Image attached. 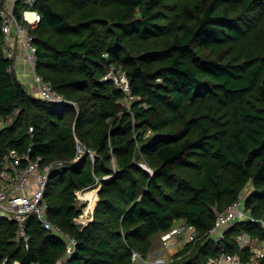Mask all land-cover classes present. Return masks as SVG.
<instances>
[{
    "label": "trees",
    "instance_id": "obj_1",
    "mask_svg": "<svg viewBox=\"0 0 264 264\" xmlns=\"http://www.w3.org/2000/svg\"><path fill=\"white\" fill-rule=\"evenodd\" d=\"M36 9V70L64 101L27 91L2 52L0 29V170L11 150L64 162L51 172L45 198L51 220L76 239L69 263L119 264L134 250L145 258L152 236L180 220L207 241L188 255L197 237L186 243L176 264H207L220 252L249 260L250 248L236 236L264 240V0H37ZM233 45L241 48L238 63L229 55ZM110 66L125 71L138 97L133 119L114 102L124 94L102 79ZM96 102L104 105L98 114ZM75 134L95 149L94 161L88 154L76 160ZM138 148L154 159L151 175L134 160ZM199 165L203 180L191 183L184 169ZM95 174L101 188L94 221L79 228L72 222L82 213L75 192L95 187ZM160 179L182 188L168 191L175 201ZM249 180L257 187L244 200L252 219L211 241L216 212L209 202L225 195L228 207ZM17 230L0 215V264H57L65 252L63 238L33 217L27 246Z\"/></svg>",
    "mask_w": 264,
    "mask_h": 264
},
{
    "label": "built area",
    "instance_id": "obj_2",
    "mask_svg": "<svg viewBox=\"0 0 264 264\" xmlns=\"http://www.w3.org/2000/svg\"><path fill=\"white\" fill-rule=\"evenodd\" d=\"M37 0H5L0 7L1 33H2V52L4 56L13 61L12 69L15 71L14 64L21 57L26 63L27 72L32 78L36 89L37 97L51 101L63 102L64 98L60 95L49 82L37 72L36 46L34 44L33 31L39 26L41 15L36 9ZM11 68L9 71L12 70ZM114 66H110L102 76L103 80L112 77ZM116 87L124 94L127 102L138 99L131 93L130 82L125 73H118L113 77ZM75 106V104H73ZM32 127L29 128V132ZM147 135L151 133L147 129ZM76 160H81L86 154L94 161L96 153L87 148L84 143L77 140ZM30 150V149H29ZM62 161H53L43 163L41 157L30 159L28 154L21 155L11 150L4 157V165L0 170V215L8 220L15 222L18 226L17 237L23 239L27 246L28 236L26 234V220L35 218L45 230L56 232L65 241V252L58 259L57 264H70V258L75 253L76 239L67 234L61 233L60 227L53 225L48 209L49 204L45 200V192L48 178L51 172ZM44 165L43 170L40 166ZM62 166V165H60ZM252 219L250 210H248L242 199H238L230 204L225 210L216 214L214 225L208 232V237H214L217 240L224 238L225 229L232 226L237 221ZM264 227V219L261 220ZM178 236L183 237V243L193 241L196 236V229L193 225L180 220L175 222L174 226L161 236L162 247L165 249L175 247L178 243ZM236 241L240 247H249L252 255L249 260L243 262L240 255L220 252L216 256L209 257L207 264H259V258L264 255V249L258 250L251 243L252 237L245 233H239ZM131 260L146 261L139 251H133ZM169 261L163 258L152 259L154 264H165ZM13 264H19L15 261ZM30 264H39L32 262Z\"/></svg>",
    "mask_w": 264,
    "mask_h": 264
},
{
    "label": "rangeland",
    "instance_id": "obj_3",
    "mask_svg": "<svg viewBox=\"0 0 264 264\" xmlns=\"http://www.w3.org/2000/svg\"><path fill=\"white\" fill-rule=\"evenodd\" d=\"M175 21H177V19ZM229 55L230 56L234 55V56L238 57V60L234 62V63H238V61H239V59L241 57L240 56L241 55V48H238V47H236V45H233V49L232 50L230 49V54ZM122 72L125 73V71L123 69H121L120 67H118V69L114 71V74L112 75V77H109L107 79V81L110 82V85L111 86H116V82H115V80H113V77L115 79V77H117V74L118 73H122ZM29 79H30V82H31L32 85L29 87L28 85L24 84V86L26 87L27 91L29 90L28 92L30 94H32L34 96H37L36 95L37 93H36V89H35V85L33 83V80H32L31 77ZM127 79H128V77H127ZM128 81H129V79H128ZM115 101L116 102H119V104L121 105L122 109H126L130 113L132 119L134 118L133 115H132L133 110H134L132 108L133 107V105H132L133 103L125 101V99L123 97L121 99H118V100L115 99L114 102ZM75 106H77L76 103H75ZM103 108H104L103 103H101V102H98L97 103L96 102V108L95 109H96L97 114ZM193 111H194L193 110V107L192 106H189V110H187V114L185 116L186 117H190L191 116V113H193ZM118 115H121V110L118 113ZM110 123H111V118H108V119H106L104 121V125L105 126L106 125H109ZM93 124H94V122H89L85 126V127H87V128H85V129H87V133L85 132L86 134L84 135V138L87 139V140H89V141L92 140V136H91V132L89 130V127H91V125H93ZM74 138H75V141H77V140L82 141V139L80 138V136H78L77 134L74 135ZM84 145L87 148H89L91 151H94L95 150L87 142H85ZM94 153H95V151H94ZM134 160H135V162L137 163L138 166H140L141 168H143L150 175L153 173V169H152L153 166H152L151 163L154 161V159H153V157L151 155H147L144 151H142L141 148H138L137 149V153H136V156L134 157ZM58 165L59 166L60 165H64V162L63 163H59ZM109 165L113 169L118 168V164L116 162V157L115 156H113L111 158V160L109 162ZM200 167L201 166L199 165V166H197L195 168H185L184 169L185 170L184 173L190 179L191 183H198V182H200V181L203 180L204 171L202 172V168H200ZM43 168H44V165H41L40 166V170H43ZM100 178H101L100 175H96L95 174V180H96V184H97L95 187H93V188H87V189H80V190H76V192H75L76 197H75V200H74V207L76 209H79V210L82 209V213L79 216H77V217H73L72 218V222L74 223V225H76L79 228H84V227L88 226L90 223H92L94 221L95 212H96V206H97V203H98V200H99V196H100V194H99V190L101 188L100 181H99ZM107 178H110V175H106V176H103L102 177L103 180H105ZM48 181H49V178H48ZM160 183H161L162 187L167 192L168 191L173 192L174 190L177 191V190L182 189V188L179 189L177 187V185H175L173 183H170L172 185L169 186L164 181H162V179H160ZM47 185H48V183H47ZM256 188H257L256 185L251 180H249L247 183H245L244 185H242L241 190H240V193H239V196H238V199L240 198L243 201L244 200H247L255 192ZM169 195L171 196L172 200H174V198L172 197V195L170 193H169ZM158 196H160V195H158ZM160 198H161V196H160ZM53 199H55V196H53L52 198L49 199L50 203L52 201H54ZM45 200L47 201L46 198H45ZM161 201L164 202L162 200V198H161ZM226 203H227V201H226L225 195H222V200L221 201H217V202L210 201L209 202V205H210V207L217 214V213L223 211V208L224 207H227ZM247 209L250 210L249 208H247ZM224 210H225V208H224ZM250 213H251V211H250ZM56 219L58 220V218H56ZM262 219H264L263 212L261 213V216H260V219L259 220L261 221ZM52 223H53V225L60 227V232L61 233H67V232H65L63 230V228L59 224L55 223L54 221H52ZM196 237H197V235L195 236L194 239H196ZM208 239H211V241H214V242H219L220 241V240L215 239L214 237H208ZM206 241H207V239H204V241H203V237L198 236L197 237V242L195 243V245L189 247V249L186 250L187 253L185 255H188L192 251H196L198 245L201 242H206ZM251 243L259 251L262 250V249H264V240L259 239L258 237H253ZM182 248H184V246ZM182 248L180 250H178L174 254H177L178 252H180L182 250ZM164 249L165 248L162 247L161 235L160 234H155L151 238L149 252L146 254L147 256L144 258L146 261H140L139 263H134L131 260L130 261H125V259H122L118 263L119 264H149L154 257H158V256L160 257V256H162V254L166 251ZM170 249H172V248H170ZM185 255H183L182 257H184ZM165 257H167V256H165ZM174 258L175 257L172 256L169 259V261L167 263H165V264H176L179 261V259L177 258V260H176ZM166 260H168V259H166Z\"/></svg>",
    "mask_w": 264,
    "mask_h": 264
},
{
    "label": "crops",
    "instance_id": "obj_4",
    "mask_svg": "<svg viewBox=\"0 0 264 264\" xmlns=\"http://www.w3.org/2000/svg\"><path fill=\"white\" fill-rule=\"evenodd\" d=\"M14 67H15L16 76L18 77L19 81L23 85L26 84L30 87L32 85L30 82V79H29L30 76L27 72L26 63L24 62V60L21 57H19L16 60ZM177 240H178V243L175 245V247H172V249H170V248L164 249L166 251L162 254V256L154 257L153 259H155V258L170 259L172 256H174V253H176L178 250H180L185 245L183 243V237L182 236H178ZM165 256H167V257H165ZM140 261L141 260L136 261L134 263H139ZM149 264H154V263L150 262Z\"/></svg>",
    "mask_w": 264,
    "mask_h": 264
},
{
    "label": "water",
    "instance_id": "obj_5",
    "mask_svg": "<svg viewBox=\"0 0 264 264\" xmlns=\"http://www.w3.org/2000/svg\"><path fill=\"white\" fill-rule=\"evenodd\" d=\"M107 179H109V178H107Z\"/></svg>",
    "mask_w": 264,
    "mask_h": 264
}]
</instances>
